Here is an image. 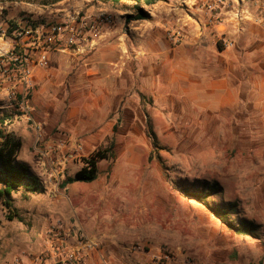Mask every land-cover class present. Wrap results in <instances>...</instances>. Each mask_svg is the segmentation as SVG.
<instances>
[{
	"label": "rangeland",
	"instance_id": "rangeland-1",
	"mask_svg": "<svg viewBox=\"0 0 264 264\" xmlns=\"http://www.w3.org/2000/svg\"><path fill=\"white\" fill-rule=\"evenodd\" d=\"M142 8L148 18L141 26L125 20L135 15L132 2L0 0V95L5 94L7 100L10 92H23L20 73L9 59L15 54L34 57L35 31L29 25L70 24L76 13H104L115 19L94 46L101 47L95 58L92 54L97 48L88 54H61L53 59L48 79L54 86H45L36 104L31 96L39 85L35 87L33 77L27 110L12 101L11 114L0 116L9 117V122L0 124V129L9 132L15 121L26 124L29 155L24 153L22 158L30 163L34 156L39 174L58 167L73 174L97 145L112 140V160L100 162L98 178L84 184L87 199L73 201L84 209L81 215L94 202L100 203L92 219L108 220L107 230L119 224L143 232L149 241L172 250L184 264H264V92L244 114L222 110L220 115H202L177 98L176 92L145 90V82H153L145 52L149 26H161L172 46L192 42L197 52L198 47L205 49L213 43L220 48L232 43L233 47L236 37L264 25V0H162ZM152 62L158 64V58L154 56ZM258 64L264 69V60ZM89 70L98 73L90 81ZM100 93L113 99L109 118H102V107L88 108ZM73 113L83 117V124L75 121L76 116L71 118ZM66 116L70 119L62 125ZM112 124L115 128L111 130ZM148 125L156 136V147L146 134ZM31 129L37 131L35 136ZM15 135L20 137L19 130ZM57 155L65 164L58 165ZM46 158L48 163H40ZM60 175L57 170L56 179L50 176L49 183L58 186ZM210 186L215 188L210 190ZM192 191L210 194L207 200L214 207L235 203L234 225L241 220L250 222L256 237L227 228L187 196ZM14 197V206L29 200L20 193ZM6 220L0 203V264H85L89 252L101 247L100 235L92 237L82 231L73 246V233L56 220L47 230L51 254L42 245L35 253L7 255L2 243Z\"/></svg>",
	"mask_w": 264,
	"mask_h": 264
},
{
	"label": "crops",
	"instance_id": "crops-1",
	"mask_svg": "<svg viewBox=\"0 0 264 264\" xmlns=\"http://www.w3.org/2000/svg\"><path fill=\"white\" fill-rule=\"evenodd\" d=\"M135 22L140 24L142 20ZM140 25L142 26V24ZM247 32V34L235 38L233 47L220 48L219 45L213 43L205 49L198 47L197 52L192 42L172 46L165 38L161 26L156 25L154 28L149 26L147 29L148 34L145 35V38L149 40L145 52L146 58H150L151 61L148 72H150V77H153V79L151 78L153 84L148 83L147 80L145 90L149 93L164 91L170 94L176 92L177 98L183 100L188 107L199 110V114L202 115H220L222 110H233L234 115L246 113L249 105H253L256 100L260 99L264 92V69L258 64L259 61L264 60V25L255 27V29L251 27ZM96 48V52L92 54V57L95 58L100 51L99 49H101L99 46L92 49L88 48L83 53L51 54L50 65L53 59L56 56L60 57L61 54L78 56L88 54ZM154 56L158 58V64L153 65ZM31 68L35 87L39 85L31 96V100L36 104L39 92L45 86H54V84L48 79L51 73L50 68L41 69L35 66ZM97 74L95 71H87V75L92 76L87 80H92L93 76ZM102 95L103 93L96 94L94 102L92 101L88 108L102 107L103 113L101 116L105 119L109 118L110 108L114 104L112 105L113 99L111 97L109 99ZM115 95L113 93L111 96ZM117 97L119 98V94H117ZM10 103L5 94L0 95V116L11 114ZM72 116H76L74 119L79 125L83 124L84 120H82L81 115L79 117V115L73 113L71 118ZM69 119L70 117L66 116L62 121V125H65ZM110 128L111 130L114 129L115 125L112 124ZM26 129V124L22 121L13 122L9 128V132L15 134L18 130L20 132L19 138H21L22 147L17 160L26 165L30 172L38 178L44 191L37 195H31L27 202L15 203V207L27 224L23 225L22 222L14 224V221L6 220L5 230L2 233V243L6 246L5 254H15L19 251L35 253L41 250L42 245H44L42 249L51 254L47 230L52 223L60 220L65 229L69 228L73 233V237L70 238L73 246L79 243V238L82 236L80 231L92 237L100 235L102 238L100 241L101 247L89 252L85 264H149L152 253L161 249L177 256L167 247L159 246L153 240L149 241L143 232L137 233L136 230L125 228L119 224L107 230L105 224L109 223L108 220L103 222H95L94 220L93 222L91 213L100 211V203L94 202L90 205L91 209L85 208L88 213L81 215L84 209H81L82 206L74 204L73 201L78 200L79 202L87 199L88 192L87 189H83V186L90 183L74 182L63 189L57 186V183H54V186L51 181L49 183L51 177L54 180L56 179L57 170L62 175V177L60 175L61 182L59 184L68 177H74L76 172L73 174L66 173L63 167L56 168V171L53 169L48 170L45 173L46 175L43 172L40 174L36 172L35 157L30 156L32 159L30 163L25 162V159H23L24 153L29 155L27 152L29 145L25 143L26 140L29 142L26 134L28 132H25ZM31 130L35 136L37 131ZM111 142L113 141L111 140L107 145L101 142L97 147L105 148ZM32 145L34 148L35 141ZM56 158L58 165L59 163L60 165L65 164V162H62L61 157L57 155ZM40 163H48L47 158L41 159ZM55 185L60 190L59 192L55 189ZM14 195L13 199L15 200ZM95 219L97 218L95 217ZM148 243L154 244V246L149 247Z\"/></svg>",
	"mask_w": 264,
	"mask_h": 264
},
{
	"label": "trees",
	"instance_id": "trees-1",
	"mask_svg": "<svg viewBox=\"0 0 264 264\" xmlns=\"http://www.w3.org/2000/svg\"><path fill=\"white\" fill-rule=\"evenodd\" d=\"M113 5L121 2L134 3L135 15H128L125 20L127 23L138 20H145L148 14L142 6H152L162 0H105ZM47 25H29L30 31L45 28ZM17 28V26H15ZM19 28V27H18ZM9 122V117H2L0 124L5 126ZM146 134L151 139L153 147H156V136L151 127L146 126ZM22 147L21 139L12 132H3L0 129V203L5 210V217L8 221L24 222L23 217L18 209L14 206L13 195L21 194L22 198L27 200L31 195H37L44 191L43 186L38 178L30 172L28 167L17 160L18 154ZM114 142H111L105 148H97L83 159V166L75 173L74 177H68L58 186L63 189L74 182L91 183L98 178V164L103 160H112ZM215 187L210 186V190ZM187 196L195 198L201 203L212 215L224 224L230 230L240 235L256 237V228L250 222L241 220L234 225L231 216L236 213L235 203H223L221 206L214 207L208 203V193L192 191Z\"/></svg>",
	"mask_w": 264,
	"mask_h": 264
},
{
	"label": "built area",
	"instance_id": "built-area-1",
	"mask_svg": "<svg viewBox=\"0 0 264 264\" xmlns=\"http://www.w3.org/2000/svg\"><path fill=\"white\" fill-rule=\"evenodd\" d=\"M115 23V19L108 14H92L80 16L76 13L70 24H50L35 31L33 43V58L15 54L9 59L20 73V85L23 92L17 95L10 92L9 101L14 102L21 110H27V93L33 84L32 66L46 69L50 66V56L54 53H83L88 48H94L105 35V31ZM40 30V32H39ZM170 39L174 38L169 34ZM227 47L232 43H227ZM88 247H91L89 244ZM149 264H184L174 254L166 250L152 253Z\"/></svg>",
	"mask_w": 264,
	"mask_h": 264
}]
</instances>
